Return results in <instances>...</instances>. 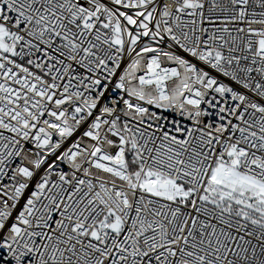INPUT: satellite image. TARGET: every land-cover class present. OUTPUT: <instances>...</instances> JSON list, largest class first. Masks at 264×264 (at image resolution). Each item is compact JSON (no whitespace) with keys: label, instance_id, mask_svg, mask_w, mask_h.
Masks as SVG:
<instances>
[{"label":"snow or ice","instance_id":"1","mask_svg":"<svg viewBox=\"0 0 264 264\" xmlns=\"http://www.w3.org/2000/svg\"><path fill=\"white\" fill-rule=\"evenodd\" d=\"M0 264H264V0H0Z\"/></svg>","mask_w":264,"mask_h":264}]
</instances>
